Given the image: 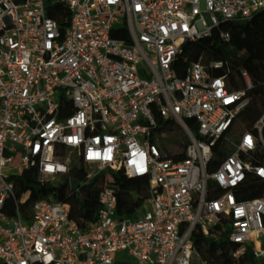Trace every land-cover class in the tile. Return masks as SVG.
<instances>
[{
  "label": "built area",
  "instance_id": "2783aa9c",
  "mask_svg": "<svg viewBox=\"0 0 264 264\" xmlns=\"http://www.w3.org/2000/svg\"><path fill=\"white\" fill-rule=\"evenodd\" d=\"M56 3L63 25L48 14ZM262 9L264 0H0V264H208L191 233L224 224L235 257L249 247L264 263L254 245L264 244V194L252 195V178L264 179V114L217 160L213 146L249 98L200 61L183 77L172 66L219 18ZM160 118L187 134L182 159L151 140ZM73 156L87 179L104 172L96 221L79 225L65 201L22 208L12 177L33 167L59 178ZM122 177L147 181L141 216L120 208L109 180Z\"/></svg>",
  "mask_w": 264,
  "mask_h": 264
},
{
  "label": "trees",
  "instance_id": "16d2710c",
  "mask_svg": "<svg viewBox=\"0 0 264 264\" xmlns=\"http://www.w3.org/2000/svg\"><path fill=\"white\" fill-rule=\"evenodd\" d=\"M53 7L55 9L48 12L49 16L63 25L65 11L58 12L62 7L58 3ZM196 61L205 66L210 76L224 77L230 90H245V95L249 98L248 104L238 112L225 136L218 139L213 146L215 157L222 160L235 152L234 143L240 135L247 130H253L254 123L264 114V9L255 13L250 20L219 18L218 25L209 35L184 43L172 66L183 77L187 66ZM210 62H220L221 65L216 68L209 67ZM241 69L247 72L251 80L249 88L241 75ZM187 124L194 127L192 120L188 119ZM262 134L264 136V125ZM151 140L166 157L174 160L183 158L184 149L189 142L187 134L175 119L161 118ZM103 175L104 172L87 179L81 158L73 156L69 172L59 178L42 176L36 168L31 167L22 169L11 181L16 195L26 196L22 208L38 198L65 201L69 205V216L84 227L98 218L101 205L97 195L104 183ZM252 179V195L264 194V179ZM109 182L115 183V189L119 192L125 189L126 193L138 194L143 198L149 196L146 179L122 177L110 179ZM122 212L128 213L123 210ZM191 241L194 249L207 259L208 264H264L254 258L249 247L237 257L233 255L239 244L230 240L225 224L207 233L195 227L191 233ZM116 264L127 263L117 261ZM192 264H197V258L192 259Z\"/></svg>",
  "mask_w": 264,
  "mask_h": 264
},
{
  "label": "rangeland",
  "instance_id": "374dc122",
  "mask_svg": "<svg viewBox=\"0 0 264 264\" xmlns=\"http://www.w3.org/2000/svg\"><path fill=\"white\" fill-rule=\"evenodd\" d=\"M118 27L115 26V29ZM120 208L128 212L131 217L141 216L142 212L149 209V202L147 198L141 197V195L134 193H126L125 189L120 193ZM118 259L124 260L129 259L126 253H118ZM132 261V260H131Z\"/></svg>",
  "mask_w": 264,
  "mask_h": 264
},
{
  "label": "bare ground",
  "instance_id": "6f19581e",
  "mask_svg": "<svg viewBox=\"0 0 264 264\" xmlns=\"http://www.w3.org/2000/svg\"><path fill=\"white\" fill-rule=\"evenodd\" d=\"M256 153H257L258 157H260V158L262 157V153L261 152H256ZM254 245H255V247H257L259 249L264 246V244H260L259 245L258 243H255V242H254Z\"/></svg>",
  "mask_w": 264,
  "mask_h": 264
}]
</instances>
